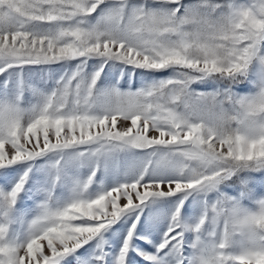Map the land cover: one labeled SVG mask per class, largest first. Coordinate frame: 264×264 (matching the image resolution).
I'll use <instances>...</instances> for the list:
<instances>
[{
	"label": "snow or ice",
	"instance_id": "obj_1",
	"mask_svg": "<svg viewBox=\"0 0 264 264\" xmlns=\"http://www.w3.org/2000/svg\"><path fill=\"white\" fill-rule=\"evenodd\" d=\"M0 264H264V0H0Z\"/></svg>",
	"mask_w": 264,
	"mask_h": 264
}]
</instances>
